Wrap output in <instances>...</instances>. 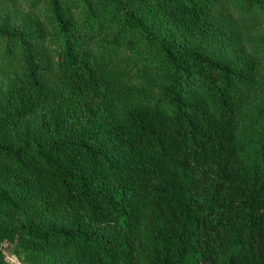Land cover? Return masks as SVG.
Here are the masks:
<instances>
[{"label": "trees", "instance_id": "1", "mask_svg": "<svg viewBox=\"0 0 264 264\" xmlns=\"http://www.w3.org/2000/svg\"><path fill=\"white\" fill-rule=\"evenodd\" d=\"M0 76V264H264V0H0Z\"/></svg>", "mask_w": 264, "mask_h": 264}, {"label": "rangeland", "instance_id": "2", "mask_svg": "<svg viewBox=\"0 0 264 264\" xmlns=\"http://www.w3.org/2000/svg\"><path fill=\"white\" fill-rule=\"evenodd\" d=\"M3 78L0 76V83H2ZM26 127V126H25ZM5 261L9 264H25L23 263L24 257L16 253H12L11 250L5 252Z\"/></svg>", "mask_w": 264, "mask_h": 264}]
</instances>
